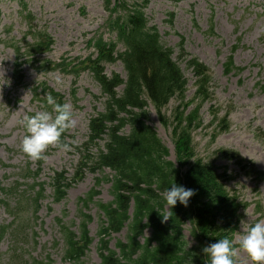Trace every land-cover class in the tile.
<instances>
[{"label": "rangeland", "instance_id": "374dc122", "mask_svg": "<svg viewBox=\"0 0 264 264\" xmlns=\"http://www.w3.org/2000/svg\"><path fill=\"white\" fill-rule=\"evenodd\" d=\"M23 1L36 18L34 25L46 30L55 41L52 51L43 56L42 61L61 63L67 58L68 63L74 62L89 53L87 42L94 34H103L106 39L111 38L104 29L108 16L101 0ZM19 12L18 5L12 0H0V164L3 165H0V186L9 188L20 183L23 184L22 188L27 189L25 184L32 185L31 181L25 183L21 180L28 166L33 171L37 169V160L30 159L21 150L25 130L20 121L25 115L44 109L34 102V87L46 83L51 90L62 94L66 102L73 105L77 124L68 131L70 151L50 147L45 153L43 171L38 178L40 184H45V199L41 202L38 217L30 221L27 236L18 246L22 248L25 257L40 260L49 255L51 264H64L62 246L53 247L54 241L60 240L56 219L63 217L65 222L78 231L83 211L92 218L89 230L94 239L83 264H101L98 255V232L103 219L97 204L112 201L113 194L109 183L103 181L97 185V179L104 180L112 173L109 170L97 174L86 173L82 181L71 187L67 198L61 203H54L50 185L54 172L67 171L69 177L75 176L84 155L83 146L88 140L89 119L104 110L103 101L96 99L100 95V89L87 74H83L74 86L72 76L60 72L43 73L31 64L24 66L25 85L15 87L13 72L16 56L13 50L5 45L25 42L28 22L21 18ZM170 13L174 14L173 28L167 23ZM146 14L151 26L159 30L162 42L174 50V58L188 79V97H193L194 80L191 71L186 68L185 61L178 59L180 37H184L185 51L207 64L211 70L215 93L213 104L222 107L224 111L229 107L233 108L230 117L232 128L229 133L220 136L215 145H210L208 127L195 135V144L200 159L215 162L220 172L226 171L235 176V180L228 184V189L249 205L242 211L238 230L233 237L234 242L238 241L244 230L242 220L255 223L264 219V183L257 186L254 181L241 175L233 162L218 159L215 151L220 148L235 149L264 171V0H150ZM211 21L215 27L213 35L209 33ZM239 39L241 47L234 58L236 64L245 70L239 76H226L223 73V64ZM27 42H30L29 37L25 44ZM106 70L109 74L113 72L125 75L119 63L107 66ZM257 83L260 84L259 87L256 86ZM74 88L77 89L75 99L72 95ZM175 104L172 102L169 109ZM211 105L206 104L201 113L205 126L212 118ZM149 124L156 129L169 148L171 160L176 161L170 130L159 124L153 110H150ZM91 152L97 154L94 148ZM93 191L98 193V197L84 209L80 201L86 199ZM3 201L6 199L0 194V227L11 222ZM126 234L127 230H124L111 237V247L114 249L118 241L125 240ZM146 235L149 236L150 232ZM185 236L189 246H194L189 225L185 226ZM13 241L9 236L0 240V264H7L10 250L14 247ZM236 260L237 264H252L247 254L238 246Z\"/></svg>", "mask_w": 264, "mask_h": 264}, {"label": "trees", "instance_id": "16d2710c", "mask_svg": "<svg viewBox=\"0 0 264 264\" xmlns=\"http://www.w3.org/2000/svg\"><path fill=\"white\" fill-rule=\"evenodd\" d=\"M103 2L110 14L107 27L116 35V42L107 43L102 37L96 39L93 47L97 58H89L85 69L94 74L107 97L106 112L90 122L87 146H97L99 140L105 141V146L96 158L87 156L81 165V168L87 167L90 162L94 170L109 168L115 172L111 181L114 201L107 205L98 204L106 219L99 232L101 263L204 264L202 247L223 236H231L241 210L238 199L226 188V182L231 177L220 174L214 164L198 159L194 147L193 134L203 126L200 110L213 98L209 71L197 60L189 62L197 78L195 98L199 100L194 109L189 110L194 101H185L187 82L183 73L172 61V51L162 44L157 31L149 27L144 13L148 0H141L142 4L132 6L124 0ZM20 4L26 11L27 7L22 2ZM27 17L33 20L30 13ZM52 44L47 34L40 33L34 44L30 45L28 54L22 53L20 48L16 49V53L19 59L26 55L35 57L49 51ZM118 44L123 46L122 52L116 50ZM117 59L123 62L127 71L126 82L118 75L109 79L103 74L101 65ZM21 65H16L18 83L23 78L18 72ZM42 67L48 70L49 62L43 63ZM230 68L231 62L226 68L228 72ZM124 83L125 89L119 96L116 89ZM173 99L177 100L178 105L169 117L165 110ZM150 104L161 124L172 128L179 168L167 160L168 149L147 124ZM218 113L213 112V124L219 135L227 132L229 126L226 120L228 114L220 118ZM126 126H130V133L125 135L122 132ZM217 134L212 137L213 140ZM65 137L66 134L63 135L64 140ZM219 157L235 161L245 175L264 181V173L237 153L220 150ZM173 182L196 192L188 206L177 202L169 209L171 217L162 223L157 210L167 211L163 193ZM53 187L56 201L62 200L70 187L65 173L55 175ZM39 197L40 194L34 200L35 204ZM91 200L92 197L89 202ZM83 217L79 235L69 227L61 226L66 263L80 264L92 244L88 230L91 218L87 215ZM187 223L192 225L191 234L196 242L193 248H189L184 235ZM126 224L129 230L127 242H119L118 251H114L109 247L107 238L120 233ZM148 230H151L150 237H146ZM11 261L19 262L13 255Z\"/></svg>", "mask_w": 264, "mask_h": 264}, {"label": "clouds", "instance_id": "9594fccd", "mask_svg": "<svg viewBox=\"0 0 264 264\" xmlns=\"http://www.w3.org/2000/svg\"><path fill=\"white\" fill-rule=\"evenodd\" d=\"M46 102L51 106V110H38L34 114L25 115L20 121L25 130L21 150L32 160L46 158L45 153L50 147L62 151L71 150L63 135L76 127L73 105L58 102L51 94L47 95ZM195 192V189L173 182L164 189L163 198L167 208L171 210L177 202L188 206ZM157 211L161 214L162 223L171 217L168 211ZM241 225L244 230L238 241L234 242L229 236H223L202 247L204 264H237V246L247 254L252 264H264V219L255 223L242 220Z\"/></svg>", "mask_w": 264, "mask_h": 264}]
</instances>
